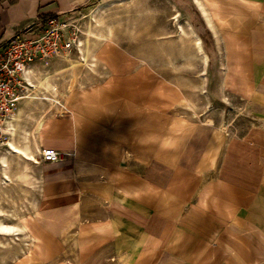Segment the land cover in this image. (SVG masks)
Returning a JSON list of instances; mask_svg holds the SVG:
<instances>
[{"label":"crops","instance_id":"crops-1","mask_svg":"<svg viewBox=\"0 0 264 264\" xmlns=\"http://www.w3.org/2000/svg\"><path fill=\"white\" fill-rule=\"evenodd\" d=\"M87 1L0 0V43ZM171 1L188 16L198 6L212 36L206 116L168 118L148 141L138 108L137 143L130 129L111 148L127 103L116 112L100 85L76 95L62 127L41 132L63 153L41 170L42 264H264V0Z\"/></svg>","mask_w":264,"mask_h":264},{"label":"rangeland","instance_id":"rangeland-1","mask_svg":"<svg viewBox=\"0 0 264 264\" xmlns=\"http://www.w3.org/2000/svg\"><path fill=\"white\" fill-rule=\"evenodd\" d=\"M174 3L171 0H88L65 13L64 18L74 20L77 28L76 48L65 58L53 59L47 67L35 68L26 98L18 104L11 125L13 128L16 125V136L11 130L0 134V221L14 227L9 234L0 232V264H42V257L39 258L42 253L36 248V230H40L41 222L36 212L42 201L44 161L40 153L50 143L42 140L41 132L42 128L49 127L54 133L62 127L61 120L76 107V95L82 91L84 95L89 94L94 85H100L119 98L122 107L116 108V112H122L123 102L127 103L124 112L129 107V124L126 121L117 129L120 120L116 119L111 148L119 147L117 138L125 143L130 129V143H137L133 132L138 133L139 120L133 125L132 116L137 118L138 108L146 114L148 141L157 137L154 132L159 133L168 118L173 126H181L186 112L197 118L206 116L205 110L209 108L203 92L213 61L212 36L196 15L201 12L196 3L195 14L189 13V16L182 10L185 3L177 6ZM96 9L103 21L100 27L94 28L90 14ZM189 27L199 37L205 58L196 47L193 51L194 38ZM88 30L99 33L101 39L87 37ZM106 46L109 53L104 50ZM87 63L95 69L89 71ZM46 80L51 84L48 90L42 84ZM46 95L52 101L45 100ZM239 112L240 108L235 107L231 114ZM24 132L26 140L21 135ZM8 142L19 146L27 143L26 151L34 159L25 160L8 152ZM1 160L7 162L5 166ZM32 222L39 228L30 227ZM70 234V231L64 232V238L72 239Z\"/></svg>","mask_w":264,"mask_h":264},{"label":"built area","instance_id":"built-area-1","mask_svg":"<svg viewBox=\"0 0 264 264\" xmlns=\"http://www.w3.org/2000/svg\"><path fill=\"white\" fill-rule=\"evenodd\" d=\"M73 23L74 20L66 18H49L36 30H29L33 36L14 34L0 43V134L9 130L8 125H13L18 104L26 98L35 68L47 67L53 59L65 58L76 48L77 28ZM40 155L44 162H54L63 153L46 147Z\"/></svg>","mask_w":264,"mask_h":264},{"label":"bare ground","instance_id":"bare-ground-1","mask_svg":"<svg viewBox=\"0 0 264 264\" xmlns=\"http://www.w3.org/2000/svg\"><path fill=\"white\" fill-rule=\"evenodd\" d=\"M200 3H198V5H199ZM201 5V4H200ZM200 7V6H199ZM203 8V7H202ZM204 9V8H203ZM202 9V10H203ZM200 10V9H199ZM203 12V11H202ZM205 13V12H204ZM203 14V13H202ZM204 15V14H203ZM207 15V14H206ZM90 16H91V18L94 20V28L96 27H100V25H101V23H102V17H100L101 16V12H99V10H93L92 12H91V14H90ZM205 16V15H204ZM207 17V16H206ZM205 17V18H206ZM206 19H208V18H206ZM191 27H189V29H190ZM180 29L181 30H183V28H182V26H180ZM184 32V31H183ZM191 33H192V36H193V38H194V48L196 47V49L197 50H199L200 51V53L202 54V56L205 58L206 57V55H205V53H204V51H203V48H202V45H201V42H200V39H199V37L197 36V34L193 31V29L191 28ZM87 34H88V36L87 37H91V38H93V39H101V37H100V35H99V33H96V32H94L93 30H88L87 31ZM86 56V55H85ZM86 60V59H85ZM80 64V63H79ZM88 64V70L89 71H93L95 68H94V66H91V63H87ZM93 64V63H92ZM85 65H86V63H85ZM75 74V73H74ZM74 74H73V76H74ZM31 82V81H30ZM42 84L45 86V88H47V90H48V88H49V86H51V84L49 83V81L48 80H46L44 83L42 82ZM47 97H44L45 98V100L46 99H48V100H51V98L49 97V95H46ZM35 98V97H34ZM16 127V125H14V128ZM14 128H12V127H10V129L9 130H11L12 131V133L16 136V130H14ZM22 135V138L24 139V140H26L27 139V135H26V133L24 132V133H22L21 134ZM27 147V143L24 145V146H19V145H16L15 143H13V142H8V146H7V150H8V152H10V153H14V154H16V155H20L23 159H25V160H33L34 159V157L30 154V153H28L27 151H26V147ZM3 158V157H2ZM1 162L4 164V166H5V164L7 163L5 160H1ZM14 229V227L13 226H11V225H6V224H4L3 222H1L0 221V232L1 233H4V234H9L10 233V230H13Z\"/></svg>","mask_w":264,"mask_h":264}]
</instances>
